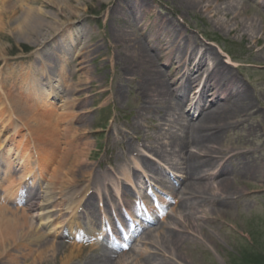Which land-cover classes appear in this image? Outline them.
Masks as SVG:
<instances>
[{
    "label": "rangeland",
    "instance_id": "1",
    "mask_svg": "<svg viewBox=\"0 0 264 264\" xmlns=\"http://www.w3.org/2000/svg\"><path fill=\"white\" fill-rule=\"evenodd\" d=\"M7 1L0 0V150L4 153L10 150V154L5 156L10 164H15L16 169L6 182H0V264H61L60 260L68 256L72 247L71 239L61 236L55 248L43 250L48 262L43 260L42 263L43 256L38 254L40 248L35 247L27 235L36 225L31 218L32 211L27 203L18 202L15 198L23 176L28 174L30 168L34 167L37 171L42 164L41 159L34 155L36 150L32 148L33 144H25L27 138L32 137L30 132L37 134L38 131L45 133L59 147L54 153L57 157L50 163L46 178L42 180V186L46 187L53 169L57 175L64 169L75 179L84 174L87 178L80 183L79 190L90 186L91 191L98 188L99 195H104V198L108 196L106 192L110 194L107 200L109 204L101 208L102 211L106 209L103 213L106 216L104 226L111 223L112 230L115 229L111 234L119 237V241L124 239L122 242H128L132 238L133 232L129 230L134 220H141L139 225L146 231L153 230L150 241L144 239L142 233L129 244L128 249H116L122 258L116 264H137V259L144 263L147 257L156 258L155 264H247L242 262L245 256L243 252L247 249L254 251H250L253 254L264 251V179L232 175L233 189L228 193L237 191L242 197L234 195L229 203L225 194L220 195V190H212L208 192L207 202L194 209L189 223V212L179 211L176 207L177 203L169 192L170 185L155 182L145 165L141 164L142 159L154 163L159 161L178 172L174 166L180 160L179 152L176 157L167 156L166 160H161L148 150V146L156 135H160L163 138L161 142L166 145L171 134L183 135L182 127L173 124L176 118L172 115L160 120L156 112L144 111L140 117L142 99L123 81L124 73L120 68L116 69L113 63L115 43L125 33L131 34L135 40L143 36L144 40L155 44L156 34H163L166 39L175 38V32L169 30L167 25L178 27L182 33L179 39L189 36L200 50L211 49L217 54L222 63L248 87L251 102L258 105L257 122H250L257 128L254 135L239 137L238 133L247 134L250 125L248 121H242L237 130L230 129L228 139L220 143V149H234L242 153L254 148L256 151L253 156L261 160L264 158V0H200L199 7L185 0H132L133 3L130 0ZM229 5L235 7V12L227 15L226 6ZM30 9H33L31 14L34 18L29 29L35 31L27 34L28 39H22L19 30H15L14 18H24L25 14L31 12ZM71 21H78L74 26L78 37L76 39L69 32L70 29L67 30L64 37L69 38L70 47L57 44L60 51L56 55V48L48 45L46 40L55 31L71 25L68 24ZM120 42L118 49L123 45ZM85 45L89 46L87 50L83 49ZM71 47H74L70 51L72 54L69 52ZM38 48L41 50L36 51ZM228 57L233 61L228 60ZM158 63L163 71H173L166 57ZM211 67L212 61L208 59L202 78H207V69ZM198 82L190 91V97L196 99L200 97L201 90L196 88ZM52 85L59 87L60 96L54 94L50 97ZM209 94L207 100L214 96L213 92ZM53 104L57 115L66 117L67 125H60L59 129L54 122L39 119L41 114L38 113L37 105L42 109L51 108ZM67 104L69 106H65ZM85 111H89L88 114L83 113ZM28 118L36 122L37 126L28 123ZM150 122L160 123L162 130L150 128ZM17 123L19 131L15 133ZM6 138H9L8 142ZM124 141H130L136 147L135 156L127 154ZM35 144L40 147L44 159L55 148L47 144ZM64 148L89 154L83 157V163L87 166L82 169L84 171L90 167L89 171L79 172L81 166L74 163L57 167L62 155L60 150ZM24 161L26 168L22 166ZM125 170L130 172V181L124 177ZM95 172L99 174L97 188L92 184ZM37 176L34 175V184L38 181ZM62 179L66 181L69 177L60 175L56 184ZM59 184L55 185L58 189L62 187ZM120 185L125 195L123 198L115 188L119 186L120 190ZM156 197H170L171 200L164 208L165 216L156 214L151 222V214L145 212L143 205H157ZM97 200L103 205L100 196ZM126 203L132 208L134 206L135 211L126 209ZM118 208H122L124 217ZM79 213L83 228L90 229V225L85 224L89 214L87 209L84 207ZM98 213L101 211L97 212V216ZM100 216L103 218L102 214ZM68 218L60 216L57 222L63 223ZM161 225L166 232L178 234L181 238L179 245L166 247L162 244ZM159 227L162 229L160 232ZM99 228L100 225L96 224L91 233L96 234ZM10 232H15V238L10 237L13 234ZM106 233L101 235L99 245L109 243L110 238L105 237ZM96 241H87L88 244L82 248L83 254L76 256L73 264H91L96 261L97 253L89 250Z\"/></svg>",
    "mask_w": 264,
    "mask_h": 264
},
{
    "label": "bare ground",
    "instance_id": "2",
    "mask_svg": "<svg viewBox=\"0 0 264 264\" xmlns=\"http://www.w3.org/2000/svg\"><path fill=\"white\" fill-rule=\"evenodd\" d=\"M185 1H189V4L196 7L201 5L199 4L201 2L200 0ZM2 2L7 3L8 1L2 0ZM134 2H136V0ZM130 3H133V1L130 0ZM32 10L33 9H30L31 12L25 14L24 18H14L15 30H19V36L22 37V39L27 38V34L29 35L30 32L35 31V29H29L32 28L30 23L34 18L31 14ZM226 10L228 11L227 15H229L232 11L235 12V7L229 5L226 6ZM147 14L150 15L149 13ZM115 18H117V16H115ZM1 21L2 18L0 17V23ZM76 23H78V21H71L68 24L72 26L66 25L64 28L55 31L53 36L50 35L46 40L47 43H49L48 45H52V47L56 48V55H58L60 51L57 44L66 47V42L69 38H65L64 34H66L69 29V32L71 31V33L75 34L74 26ZM167 28L175 32V38L173 40L166 39L163 34H156L155 44H151L152 42L144 40L143 36H138L135 40L131 34L125 33L120 39H117L115 43L117 45L115 46L116 53L113 58V63L116 69L120 68V71L124 73L125 78L123 81H126L130 89H133L136 94L141 97L142 113H140V117L144 111H151L159 114L161 117L160 120H163L168 115H172L176 118L175 123H180V121L185 120L182 111L186 107L185 102L190 95L188 94L190 88L196 84L195 82L203 74L202 71H204L203 69L207 64V60L209 59L212 61V67L207 69L209 74L204 82L202 100L195 104L196 106L193 113H189L186 124L181 126L183 135L171 134L168 136L169 140L166 145L161 142L163 138H161L160 135H156V138L148 146L151 153L162 160H165L167 156L176 157L179 152L180 160L177 165L181 166L183 177L178 180L179 184L177 186L176 184L173 185L171 192L179 211L181 209L189 212L188 215H190V217H188V221L190 223L192 218L191 215L195 213L194 209L197 205L207 202L208 192L212 190L222 191H219L220 195L225 194V199L230 200L229 203L232 201L234 195H238L237 198L242 197V195H240L241 193L237 191H234V193L230 191L231 193H228L229 190L233 189L232 175H244L264 179V158L258 160L257 157L253 156V152H255L256 149L253 148L250 151L242 153L228 152L222 155L219 154L220 143L226 141L230 129L234 128V130H237L239 123L242 121H248L250 125L247 128V134L242 135L238 133L239 137L242 136L246 138L254 135L257 128L254 123L250 122H257L259 110L256 109L258 105H255L250 100L251 92H249L248 87L237 78L229 67H226L222 63L217 54L211 49L200 50L196 44H193L189 36H184L183 39H179L182 33L178 27L172 26L171 28L167 25ZM75 37H77V35ZM120 41L123 42V45L118 49V47H120ZM88 48L89 46L85 45L83 49L87 50ZM40 50L41 48H38L36 51ZM70 51L72 52V48L69 52ZM64 52L66 51L64 50ZM163 57L167 58L168 66L172 68L173 71L171 73H167L160 68V63L158 62L163 59ZM50 66L52 67L53 65L50 64ZM63 67L64 65L62 64L61 68ZM181 81H183L182 84ZM178 89L179 91H177ZM209 91H214L215 97L207 104L205 98L208 96L209 93L207 92ZM50 92V97H52L54 93H52L51 90ZM27 97L28 100H31V97ZM36 104L37 103L32 105L33 109H35ZM69 104L65 106H69ZM54 105L55 104H53L51 108L45 107L42 109L37 105L39 107L37 108L38 113L41 114L39 119L44 121L50 120V122H54L56 128L59 129L60 125H67V123H65L66 117L60 114L57 115ZM88 112L85 111L83 113L88 114ZM233 118L238 120L234 121L235 119L233 120ZM29 122L32 123L34 127L37 126L36 122L28 118V123ZM149 127L153 129L159 128L160 131L162 130L160 123L150 122ZM6 128L7 130L9 129V127ZM17 131H19L18 123L16 124L15 133ZM30 133L32 137L30 136L27 138L25 144H33L32 148L37 150V154L41 157L40 159L42 161L40 176L45 179L46 170L50 167V163L57 157L54 153L57 152L59 147L57 143L51 141L50 138L48 139L45 133L41 134L40 131H38L37 134L33 132ZM35 140H38V142ZM6 141L8 142L9 138L6 139ZM35 143L39 145L47 144L55 148L53 149V153L49 152L47 159H44L40 147L36 146ZM123 146L127 154H135L136 147H134L130 141H124ZM60 153H62V155L57 167H59V165L67 166L70 163H74L76 166H81L78 170L81 172L82 169L87 166V164L83 163V157H88L89 154L82 150L70 151L64 148L60 150ZM0 156L2 162L5 161L4 154ZM143 163L147 171L154 176L153 178L157 183L165 182L162 178L165 175L163 170H160L158 167L156 168L153 162L148 159L143 161ZM45 165L47 166L46 170ZM0 166V169H3L1 161ZM9 166L10 167L7 168L8 171H11L9 169H14L12 164ZM215 166H218L219 169L215 170ZM89 169L90 167L82 172L85 173ZM31 170L30 168V174L24 181L33 178V172ZM57 173H59V176L67 175L69 177L66 181L64 180L65 178L59 181L60 184H58L62 186L60 189L57 188L58 186H55L58 185L56 182L58 181L57 177H59L55 173V169L50 173L51 176L45 188L41 186V181L39 186L40 189L37 191H34V187L31 188L33 185H24L25 190L23 189L22 192H29L25 198L28 200V208L32 211L31 218L36 224L31 232H27V235L29 241L34 242V246L40 248L38 254L43 256V258H41L42 263L44 261L48 262L46 260L47 258H44L45 254L43 255V250L49 251L55 248L57 246L58 237L64 235L72 237L73 242L70 252L68 256L60 261L61 264H73V259L83 254V244L85 240H88L87 238L90 237L83 228V224L78 220V213L82 210L81 203L84 198H86L84 206L89 211L87 217L90 225H93L96 221L97 216L95 215H97L98 208L96 210L95 203L93 202L94 195L89 192L90 187L83 188L81 191L83 193L80 196L83 197L81 199L76 195V192H78L76 191V186L83 180L84 174H82V177L75 179L72 174L69 176V173L64 169L61 174L60 171ZM1 177H3V174ZM5 178L6 177L2 178V180ZM74 185L75 187L73 188ZM19 192H21V190ZM120 194H122L121 191ZM161 203L163 206H166L168 202L163 201ZM147 210H151V208L148 206ZM65 213L70 218L64 220L63 223L57 222L60 216L65 215ZM159 213L162 215L165 214L163 213L162 207L159 208ZM6 219L7 217H5L4 220L7 221ZM8 220L14 219L9 218ZM63 227L65 231L62 233L61 229H63ZM160 227L158 232L162 230ZM162 228V244L166 247H175L179 245L181 238L178 234L171 233L170 231L166 232L164 226H162ZM152 232L153 231L143 232L144 236H146L145 239L150 241ZM10 237L15 238V232L11 234ZM60 245L62 244L60 243ZM120 246L128 248L126 244H120ZM90 247L91 249L89 250L91 252L97 253V260L91 264H116L118 259H122L119 251L113 250L107 246L96 243L92 244ZM85 251L86 250H84V252ZM137 261V264H155L156 258L147 257L144 259V263L142 260L137 259Z\"/></svg>",
    "mask_w": 264,
    "mask_h": 264
},
{
    "label": "trees",
    "instance_id": "3",
    "mask_svg": "<svg viewBox=\"0 0 264 264\" xmlns=\"http://www.w3.org/2000/svg\"><path fill=\"white\" fill-rule=\"evenodd\" d=\"M263 260L264 256L262 254H253L246 252L242 262L247 264H264Z\"/></svg>",
    "mask_w": 264,
    "mask_h": 264
}]
</instances>
